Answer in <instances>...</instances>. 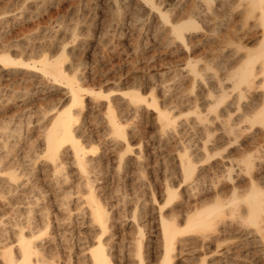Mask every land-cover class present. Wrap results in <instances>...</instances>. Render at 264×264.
<instances>
[{"label":"bare ground","instance_id":"obj_1","mask_svg":"<svg viewBox=\"0 0 264 264\" xmlns=\"http://www.w3.org/2000/svg\"><path fill=\"white\" fill-rule=\"evenodd\" d=\"M142 1L150 11L148 13L156 15L167 33L187 48V34L201 29L197 18L211 15L213 21H217L222 18L219 11L224 13L226 19L237 13L242 20L241 29L245 32L257 30L260 34L257 48L250 49L230 39L226 41L228 43L225 48L227 45L230 48L236 46L235 53H241L242 57L237 58L236 64L229 69L225 83L217 75L215 64L212 62L206 60L208 63L204 68H200L198 63L201 61L194 63L189 60L188 65L185 64L186 72L194 87L199 82L206 83L209 72L213 71L212 79L217 82L220 92L218 95L210 93L209 103L204 109L194 101L195 104L190 108L192 111L186 115H182L179 102L168 108L161 105L153 93L150 96L142 95L139 90L123 93L128 100L125 109H118L111 99L112 92L106 93L103 88L85 87L80 78L82 75L79 77L75 72L79 65H75L77 68L74 70L73 66V71H68L64 64L65 57L67 59L65 48H60L57 55L45 56L39 60L16 58L9 51L0 53V66L3 70L34 74L44 82L49 81L54 87L66 88L70 94L68 104L51 109L54 113L37 151L26 153L22 159L16 156L12 161L11 153L15 152L16 145L6 142L7 138L4 139L5 143L0 145V199L8 200L10 197L13 201L19 194L22 195L17 202L31 199L26 203L25 210L18 207L13 213L10 212L13 217H0L2 264H177L178 258L188 252L199 253L192 264H258V261L264 264V167H261L263 163L258 166V163L264 160V145L258 146L255 154L244 151L238 160L230 154L222 157L218 163V158H215L223 153H214L208 145L212 139L218 141L216 134L219 132L222 137L219 140H225H222L224 144L220 145L224 147L222 151L225 152L235 147L239 136L246 130L261 128L264 132V0L223 1L220 10L215 8L214 0H202L201 5H204L205 9L197 4L188 10L184 7L179 12L177 8L165 10L159 1ZM61 45L63 44L59 46ZM213 58L215 59L216 55ZM226 83H231V86ZM255 94L258 96L251 100L258 105L251 104L252 108L254 107L251 114L246 113L240 119H235L236 113L233 114L231 108L226 109V104L233 95H236V99L233 98L236 102L229 106L234 104L239 112L242 109L241 101ZM87 97L92 99L90 103L105 106L101 129L88 122L94 116L91 117V104L86 103ZM223 107L226 110L221 113ZM144 111L152 112L155 116L157 134L152 141L157 140L163 146L173 140L181 147L184 144L183 150L180 148L175 151L176 171L168 173L164 181L162 180L161 202L158 203L152 194L153 201L157 204L154 207H150L140 194L129 197L125 192L122 197H117L113 190L108 191L109 181L115 182L121 189L120 185L125 184L131 177H136L135 181L138 179V182L145 180L142 178L145 177L151 160L145 158L143 148H146L149 142L140 125L134 122L127 125L128 120L133 121V117L139 114L143 116ZM190 116L193 119H190ZM216 123L219 128H213ZM182 128L183 130H180ZM190 130L191 134L204 135L200 148L202 156L198 158L197 155L198 159L193 155L194 151L191 153L190 147L185 145L189 138L187 141L182 140V136H186ZM134 137L139 140L136 148L133 146ZM39 172L44 174L49 191L56 195L54 208L58 214H55L53 207L46 201L48 192H37L42 181L38 176ZM73 178L77 180L74 181ZM72 180L75 187L71 186L69 189L67 185ZM140 186H134L133 190L136 192ZM71 223L77 225V238L68 234L65 227ZM231 234L245 239L244 247L247 252L243 256L242 250L235 251L232 255L237 261L223 262L222 259L226 257L212 256L211 254L218 255V250L215 254L209 247L212 243L223 245L225 242L220 243L222 237ZM229 238L231 239V236Z\"/></svg>","mask_w":264,"mask_h":264},{"label":"rangeland","instance_id":"obj_2","mask_svg":"<svg viewBox=\"0 0 264 264\" xmlns=\"http://www.w3.org/2000/svg\"><path fill=\"white\" fill-rule=\"evenodd\" d=\"M141 1L0 0V53L9 51L11 55L16 58L22 57L24 59L39 60L45 56L51 57L53 55H57L60 52V48H65L67 52V59L65 57L64 62L66 63L64 64L68 71H73L79 65L75 72L76 74L78 73L79 77L82 75L80 78L83 79H81V81L83 82L85 87L93 89L103 88L106 93L112 92L111 99L114 105L121 110L125 109L126 101L128 100L126 99L127 97L123 96V93L131 91L138 92V90L142 95L150 96V94L153 93V95L157 97L156 99H158L160 104L168 108L174 107L175 102H179V107L182 106L180 107L183 111L182 115H186L190 111H192L190 108L192 107L193 103L195 104V102H197L203 109L206 108L204 106L208 105L209 103L210 93L218 95L220 92V88L217 82H214L215 80L212 79L213 71L209 72L206 83L200 84L199 82L194 87L190 77L188 76V73L186 72L189 60L194 63L201 61L198 63L200 68H204L208 61L212 62L213 64H215L214 66L217 75L221 79H223L225 83V78L229 69H231L236 64L235 61L237 58L242 57L241 53H235V45V47L232 46L233 48H230L229 45H227V47L225 48V45L228 43H226V41L230 39L233 40L236 44L240 43L250 49H255L257 48L260 34L257 30L254 29L246 30L247 33L245 32V30L241 29L242 20L237 13L231 18H227V20L226 18H224V13L222 12L221 14V11H219V15L220 17L222 16V18L217 21H213L211 15L197 18L201 29L200 31H192L191 33L187 34V36H189L186 37V42L188 45L187 48L177 40H174L173 37L169 33H167L160 20L156 18V15L148 13L150 11H148V9L143 5V1ZM154 1L156 3L159 1L158 3H161L162 8H164L165 10H173L177 8V12L181 11L184 7V9L188 10L192 6H197V4L199 6H202L201 8L205 9L204 5H201L202 0H180V2L179 0H162V2L160 0ZM223 1L229 2L230 0H214V5L215 8L217 7V10H220V5ZM177 2L179 3V5H177ZM209 19L211 20V22ZM224 27H227V29ZM152 28H154V30ZM213 30H216L217 33ZM211 31L214 33L212 34ZM230 34L232 36H230ZM248 41L249 43H246ZM56 43L58 45H56ZM60 44L63 45L59 46ZM168 44L169 46H167ZM4 46H7V48H5ZM37 46H39L40 48ZM14 51L16 52L14 53ZM214 54L216 55L215 59L213 58L215 57ZM202 62H204L205 64H202ZM186 63L187 65L185 66ZM227 65L230 66L228 67ZM72 67L73 70L71 69ZM226 67L228 68V70ZM11 72L12 71L3 70L2 67L0 68V135H2V137L0 136V145L2 146L5 143L4 139L6 138V142L16 145L15 152L11 153L10 158H13V161L16 156H19V159H22L26 155V153H30L32 152V150L37 151L41 147L40 142H42V136L47 129L49 120L54 113L51 112V109H53L54 107L59 108L62 104H68L70 101V94H68L66 88H63L62 86L54 87L49 84V81L44 82V80L34 74L25 73L24 71L17 73ZM177 74L182 77L178 76ZM226 85L231 86V83H226ZM257 96L258 95L255 94L254 96L252 95L251 97L242 100V109L238 112L237 106H235L234 104L229 106V104L236 102V100H233V98L236 99V95H233L231 99L228 100V103L226 104L228 106H226V109L231 108V110H233L231 112L233 114L236 113L235 119H240V117L244 116L246 113H252L254 107L252 108L251 104H254L255 102L251 99H254ZM85 100L86 103L89 104L90 100L92 99H88L87 97ZM90 104L92 112L91 117H94L89 119L88 122L96 126L98 129H101L103 123L102 116L106 111L105 106L104 104L98 105L97 103L92 102ZM226 109L225 107H223L221 113H224ZM146 113L147 112L144 111L143 116L142 114H139L136 117H133V121H130V119L127 122V125L133 122L140 125V127L142 128V133L149 142L148 146H146V148L148 147L147 150L145 146L143 148V154H145V158L149 159V161L151 160L150 167L146 171L145 177L142 178L145 180H140L138 182V179L135 181L136 177H131L130 179H128L129 181L125 182V184H122L124 187L120 185L121 189L115 182L109 181L108 191L113 190L115 192L114 194L117 197H122V193L125 192L129 194V197L140 194L143 197V200H147L150 207H154L157 206V204L153 201V195L158 200V203L161 202L160 195L164 177L165 175H168V173L176 171L175 169L177 166V160L175 157V151L176 149L180 148V150H183L182 147H184V144L181 147L180 144L176 143L175 140H173V142L169 143L168 145L164 144L163 146V144L160 145L157 140L152 141L153 137H155L157 134V129L154 124L155 116L154 113L152 114V112L147 114ZM189 118L193 119L192 116H190ZM92 119L95 120L94 123ZM185 119L186 118H183V120ZM148 120L150 121V123ZM28 124H30V126H27ZM12 126L14 127V129ZM22 126H24V128H22ZM217 127L219 128L218 123H216L213 128ZM180 130H183V128ZM187 132L190 133H187L186 136L183 135L182 140L185 139V141H187V139L189 138V140L185 142V145L190 147L191 153L194 151L193 155H195V158L198 159L202 156V153H200V148L203 138L202 136L204 135L191 134V130ZM257 132L258 134H260L257 135ZM8 136L10 138H8ZM13 136L14 139H12ZM199 136L201 137L199 138ZM216 137L222 138L219 132L216 134ZM134 138L135 139H133V146H135L136 148L138 147L139 140L137 139L138 137ZM219 138L217 142L212 139V142L208 144L209 148L211 146L210 150L212 149L214 153L218 151H221V153H223L222 156H218L215 158H218L217 163L218 161H221L222 157H227L230 154L233 155V157L237 158L236 160L240 159V156L244 151L250 153L254 152L255 154L257 149L264 145V132L261 128H254L252 129V131L251 129H248L243 132L239 136V142L236 144L237 146L234 145L235 147L227 150L228 152L225 151L226 153L222 151L224 150V147L220 146L224 144L225 140L224 138L219 140ZM248 140L251 141L249 142ZM134 157L135 156L133 155L132 158ZM263 161L258 163V166L261 163L264 164ZM263 164H261V167H264ZM166 166L168 168V172H166ZM38 176L40 178V181H42L40 183V189H38L37 192H48L46 201H48V204L53 207L52 210L54 211L56 208V195L52 194V192L49 191V187L46 183L44 174L39 172ZM73 180L76 181L77 179L73 178ZM73 180L71 181V183H68V188L71 186L75 187V182ZM131 183L133 185H131ZM141 183L142 185L144 183V185L142 186ZM115 186H117L118 188ZM134 186H140L136 192L133 190L135 188ZM67 187H65L66 190L68 189ZM117 189L118 191L116 192ZM158 189L159 191H157ZM144 192L146 193L144 194ZM21 195L22 194L16 196V199L13 201L10 197H8L10 200L0 199V217H2L3 215L7 218L13 217L10 212L13 213L14 209H17L19 207L18 209L21 208V210H25L27 208L26 203L30 202L31 199L26 201H24V199V202H17L18 199L21 198ZM54 199L55 201H53ZM5 212L8 213L6 214ZM54 212L55 214H58L56 210ZM38 215L39 214H36V216L39 218L40 215ZM51 218L54 220L53 215L51 216ZM54 225L55 222H53V227ZM65 227L66 229H68V234H72L73 236H75V238H77V225L75 223L73 225L72 223L70 225L67 224L65 225ZM234 235L235 234H231L225 235V238L222 237L220 243L225 242L223 245L212 243L213 245L211 244L209 249L214 253L218 250V255H211L218 258L226 257L225 259H222V261L224 260L223 262L237 261V258L232 254H234L233 252L238 250H242L241 253L243 256H245L247 252L246 247H244L245 239H240L237 234L235 235V237H233ZM230 236L231 239L229 238ZM231 248L234 251H232ZM226 252L228 255L226 254ZM198 255L199 253L193 254L192 252H188L178 258L176 262L177 264H192L198 257ZM1 262L2 261L0 258V264H2ZM260 263L261 262L258 261V264Z\"/></svg>","mask_w":264,"mask_h":264}]
</instances>
